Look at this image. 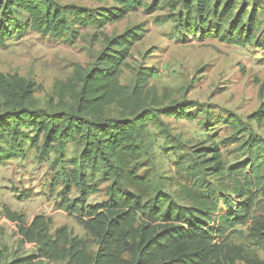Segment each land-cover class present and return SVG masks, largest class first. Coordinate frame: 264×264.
<instances>
[{
	"label": "trees",
	"instance_id": "trees-1",
	"mask_svg": "<svg viewBox=\"0 0 264 264\" xmlns=\"http://www.w3.org/2000/svg\"><path fill=\"white\" fill-rule=\"evenodd\" d=\"M79 1L114 6L0 0V47L30 31L74 44L84 29L103 30L143 8H156L146 7L144 0ZM173 22V36L183 41L193 36L264 52V0H184ZM145 34L135 26L107 38L95 64L74 81L58 83L60 101L46 107L35 99L37 83L18 74H0V165L25 156L29 145L40 157L54 155L51 190L60 188L59 208L97 247L90 250L66 227L52 233V221L43 215L26 224L23 215L0 205V217L17 225L21 242L35 246L32 254L9 261L0 227V264H264V259L248 258L242 247L229 244L235 229L250 222L251 235L264 243V214L252 217L258 193L264 194V138L254 129L264 127V100L246 119L230 115L222 120L229 137L182 156L177 167L191 188L181 187L188 204L178 203L161 177L140 171L154 164L149 127L169 136L163 117L191 120L198 105L159 108L158 97L148 89L155 74L151 68L137 76L132 88L120 83L131 50ZM112 106L120 110L117 116L107 114ZM71 143L81 145L82 151L68 159ZM235 143L247 157L228 166L222 144ZM208 176L218 177V185L206 182ZM101 184L107 185L108 199L90 205Z\"/></svg>",
	"mask_w": 264,
	"mask_h": 264
},
{
	"label": "rangeland",
	"instance_id": "rangeland-1",
	"mask_svg": "<svg viewBox=\"0 0 264 264\" xmlns=\"http://www.w3.org/2000/svg\"><path fill=\"white\" fill-rule=\"evenodd\" d=\"M58 2L92 9L114 6L109 1ZM183 2L144 0L146 7L156 8L151 12L143 8L103 30L84 29L74 44L30 31L23 38L13 39L6 47H0V74H18L37 83L40 89L35 99L39 106L46 107L52 100L59 103L60 97L55 92L58 83L74 81L77 74L86 72L95 64L107 46V38L119 36L135 26L145 29L144 39L131 50L130 58L122 69L120 83L132 88L137 76L151 68L155 74L148 89L158 97L159 108L183 103L198 105L191 120L163 117L169 136L149 127L154 164L140 171L141 175L161 177L166 192L182 205L188 203L181 197V187L191 188L186 174L179 172L177 167L182 156L229 137L231 131L222 120L230 115L246 119L264 100V52L252 46L239 48L212 40L202 42L193 36L185 41L174 37L173 20L183 11ZM119 112L116 106H112L107 114L117 116ZM254 129L264 138V127L259 129L255 125ZM240 145L222 144L228 166L246 159V150L240 149ZM81 151V145L71 143L67 146L66 156L68 159L78 157ZM54 160V155L40 157L29 145L25 156L0 165V205L23 215L26 224L43 215L51 219L52 233L66 227L73 236L85 241L90 250L96 251V245L85 230L59 208L60 188L55 193L51 190L56 168ZM206 182L217 186L220 181L218 177L208 176ZM106 187V184H101L100 192L89 199L90 205L101 204L108 199ZM258 195L253 218L264 214V194L260 192ZM251 223L238 226L230 235L229 244L242 247L248 258L263 260L264 243L251 235ZM0 227L5 231L2 246L9 261L35 251V246L21 242L15 223L0 217ZM236 264L244 263L238 261Z\"/></svg>",
	"mask_w": 264,
	"mask_h": 264
}]
</instances>
